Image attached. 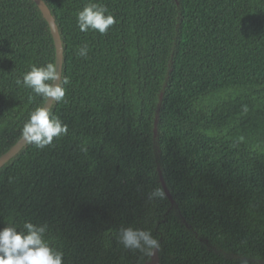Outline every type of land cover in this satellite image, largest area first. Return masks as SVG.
Wrapping results in <instances>:
<instances>
[{
	"label": "trees",
	"instance_id": "obj_1",
	"mask_svg": "<svg viewBox=\"0 0 264 264\" xmlns=\"http://www.w3.org/2000/svg\"><path fill=\"white\" fill-rule=\"evenodd\" d=\"M43 1L68 133L0 168V230L45 226L62 264H144L119 243L128 227L158 240L160 264H264V0H91L116 19L106 34L79 31L89 0ZM49 62L36 4L0 0V156L46 102L17 79Z\"/></svg>",
	"mask_w": 264,
	"mask_h": 264
},
{
	"label": "clouds",
	"instance_id": "obj_2",
	"mask_svg": "<svg viewBox=\"0 0 264 264\" xmlns=\"http://www.w3.org/2000/svg\"><path fill=\"white\" fill-rule=\"evenodd\" d=\"M76 22L81 32L93 30L106 34L116 23V19L108 13L105 5L89 0L83 9L77 12ZM88 52L87 43L77 49V55L80 57L87 58ZM16 83L31 89L46 101L59 103L65 97L64 85L69 81L61 70L58 71L56 64L49 62L43 66L33 64L30 70L23 74L22 80L17 79ZM67 133L68 126L57 115L52 114L47 103L35 108L20 130L24 143L40 149L53 144L55 139ZM153 195L162 196L163 193L157 190ZM118 240L124 248L139 250L148 256L159 248L158 240L150 231L143 229L122 228ZM62 260L63 253L54 248L46 238L45 226L24 222L20 231H17L15 226L0 230V264H62Z\"/></svg>",
	"mask_w": 264,
	"mask_h": 264
},
{
	"label": "water",
	"instance_id": "obj_3",
	"mask_svg": "<svg viewBox=\"0 0 264 264\" xmlns=\"http://www.w3.org/2000/svg\"><path fill=\"white\" fill-rule=\"evenodd\" d=\"M36 6L38 7V9L40 10L42 16L44 17V19L46 20L49 29H50V33L52 35L53 41H54V46H55V64L58 67V71L61 70L62 72V67H63V45H62V41L58 32V28L56 26L55 20L53 18V16L51 15L50 10L48 9V7L46 6L45 2L43 0H32ZM163 97V93L161 92V94L159 95V102L157 105V111H156V115H155V119H154V134H153V139H154V147H155V151L157 152V120H158V110L160 107V102L162 100ZM48 104L50 106V108L53 105V102L51 101H46L45 104ZM44 104V105H45ZM27 145V143H24L22 138H20L6 153H4L2 156H0V168L5 165L7 162H9L13 157H15L25 146ZM160 176V182L161 185L163 187V190L166 194V196L168 197V199L170 200L171 204H173V199L166 187V184L162 178L161 173L159 174ZM144 264H160V259H159V253H158V249L153 251V254L149 256V259L144 263Z\"/></svg>",
	"mask_w": 264,
	"mask_h": 264
}]
</instances>
